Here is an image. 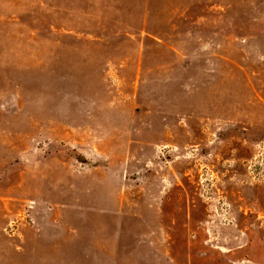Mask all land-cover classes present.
Masks as SVG:
<instances>
[{"label":"rangeland","instance_id":"rangeland-1","mask_svg":"<svg viewBox=\"0 0 264 264\" xmlns=\"http://www.w3.org/2000/svg\"><path fill=\"white\" fill-rule=\"evenodd\" d=\"M0 264H264V0H0Z\"/></svg>","mask_w":264,"mask_h":264}]
</instances>
